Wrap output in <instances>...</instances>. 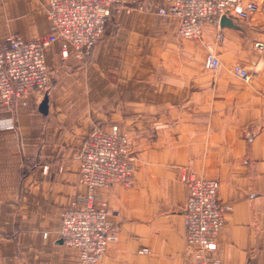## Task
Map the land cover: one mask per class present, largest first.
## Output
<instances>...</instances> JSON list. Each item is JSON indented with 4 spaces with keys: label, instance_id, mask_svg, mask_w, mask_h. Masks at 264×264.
Listing matches in <instances>:
<instances>
[{
    "label": "crops",
    "instance_id": "crops-1",
    "mask_svg": "<svg viewBox=\"0 0 264 264\" xmlns=\"http://www.w3.org/2000/svg\"><path fill=\"white\" fill-rule=\"evenodd\" d=\"M245 1L263 9L246 21L230 18L219 43L211 24L200 40L181 38L180 20L156 13L164 0H143L144 10L113 13L86 59L63 62L61 44L53 45L50 88L27 106L0 100V264H80L78 250L58 237L62 214L87 194V138L114 126L131 139L133 175L97 191V206L119 228L99 264L192 262L187 171L217 180L231 207L216 257L264 264V0ZM50 33L45 0H0V46ZM207 44L221 60L216 71L205 68ZM235 65L253 80L235 76Z\"/></svg>",
    "mask_w": 264,
    "mask_h": 264
},
{
    "label": "built area",
    "instance_id": "built-area-1",
    "mask_svg": "<svg viewBox=\"0 0 264 264\" xmlns=\"http://www.w3.org/2000/svg\"><path fill=\"white\" fill-rule=\"evenodd\" d=\"M142 1L45 0L51 33L37 41L12 36L6 46H0L2 103L9 107L27 106L30 95L47 92L52 72L47 51L53 45L61 44L63 62L72 55L84 60L100 41L113 13L144 10ZM262 9L258 1L164 0L156 13L178 18V35L186 40L202 39L206 25H215L219 29L217 41L221 43L224 16L246 21ZM206 48L205 68L216 71L221 66L217 49L212 44ZM232 72L245 82L253 80V74L241 65H235ZM80 159V182L87 194L82 206L63 212L58 237L64 245L78 250L80 264H99L108 248L119 241V228L111 221L108 209L97 206V191L116 183H129L134 160L131 139L118 126L109 131L96 130L87 138ZM181 180L187 186L184 217L187 247L193 255L190 264H222L215 253L231 207L220 201V183L188 171Z\"/></svg>",
    "mask_w": 264,
    "mask_h": 264
},
{
    "label": "water",
    "instance_id": "water-1",
    "mask_svg": "<svg viewBox=\"0 0 264 264\" xmlns=\"http://www.w3.org/2000/svg\"><path fill=\"white\" fill-rule=\"evenodd\" d=\"M221 25L222 26H225V25H229V26H232L233 27V20L230 19L229 17L227 16H224L222 19H221ZM47 102H48V99L45 98L44 101L42 102L41 104V107H40V110L42 113H46L47 112ZM62 242V241H61Z\"/></svg>",
    "mask_w": 264,
    "mask_h": 264
},
{
    "label": "trees",
    "instance_id": "trees-1",
    "mask_svg": "<svg viewBox=\"0 0 264 264\" xmlns=\"http://www.w3.org/2000/svg\"><path fill=\"white\" fill-rule=\"evenodd\" d=\"M26 174H27V171L24 170V171H23V176H26Z\"/></svg>",
    "mask_w": 264,
    "mask_h": 264
},
{
    "label": "rangeland",
    "instance_id": "rangeland-1",
    "mask_svg": "<svg viewBox=\"0 0 264 264\" xmlns=\"http://www.w3.org/2000/svg\"><path fill=\"white\" fill-rule=\"evenodd\" d=\"M142 4H143V2H142ZM144 6V5H143ZM145 9V8H144ZM102 38V37H101ZM51 69H52V67H51ZM53 77H54V75H53ZM53 81H54V78H53Z\"/></svg>",
    "mask_w": 264,
    "mask_h": 264
}]
</instances>
